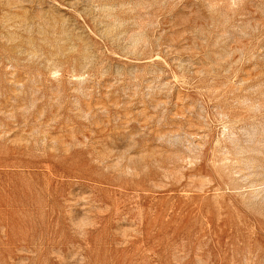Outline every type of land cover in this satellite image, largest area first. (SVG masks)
<instances>
[{
	"label": "rangeland",
	"instance_id": "rangeland-1",
	"mask_svg": "<svg viewBox=\"0 0 264 264\" xmlns=\"http://www.w3.org/2000/svg\"><path fill=\"white\" fill-rule=\"evenodd\" d=\"M0 264H264V0H0Z\"/></svg>",
	"mask_w": 264,
	"mask_h": 264
}]
</instances>
